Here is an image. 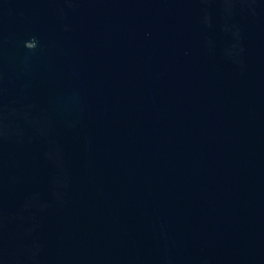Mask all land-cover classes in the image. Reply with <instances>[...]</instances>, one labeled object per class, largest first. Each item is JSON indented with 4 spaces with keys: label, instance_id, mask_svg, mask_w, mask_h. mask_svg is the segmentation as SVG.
I'll return each instance as SVG.
<instances>
[{
    "label": "water",
    "instance_id": "1",
    "mask_svg": "<svg viewBox=\"0 0 264 264\" xmlns=\"http://www.w3.org/2000/svg\"><path fill=\"white\" fill-rule=\"evenodd\" d=\"M0 264H264V0H0Z\"/></svg>",
    "mask_w": 264,
    "mask_h": 264
}]
</instances>
